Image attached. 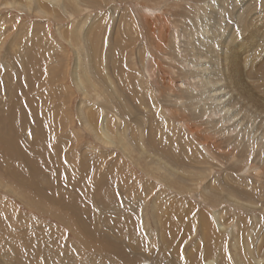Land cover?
<instances>
[{
    "label": "rangeland",
    "instance_id": "obj_1",
    "mask_svg": "<svg viewBox=\"0 0 264 264\" xmlns=\"http://www.w3.org/2000/svg\"><path fill=\"white\" fill-rule=\"evenodd\" d=\"M10 115L0 264H264V0H0Z\"/></svg>",
    "mask_w": 264,
    "mask_h": 264
},
{
    "label": "bare ground",
    "instance_id": "obj_2",
    "mask_svg": "<svg viewBox=\"0 0 264 264\" xmlns=\"http://www.w3.org/2000/svg\"><path fill=\"white\" fill-rule=\"evenodd\" d=\"M263 33V32H262ZM262 40V39H261ZM263 44V43H262ZM263 66V65H262ZM253 73V72H252ZM237 78V77H236ZM217 92V91H216ZM219 93H220V91H218ZM219 96H220V94H218ZM219 99V98H218ZM217 99V100H218ZM218 101H221V100H218ZM30 103V102H29ZM16 104H17V101H16ZM12 105V104H11ZM32 105H34V104H31V106ZM12 109V108H11ZM14 109V108H13ZM10 110L11 112H13L14 110ZM38 110V109H37ZM15 111H17L16 109H15ZM21 111V110H20ZM33 111H36V109L35 110H33ZM19 112V111H18ZM22 112V111H21ZM15 113V112H14ZM89 113V112H88ZM92 114V113H91ZM27 115V114H26ZM13 116L14 115H10V119H8V122H9V120H12L13 122L12 123H15V124H18L17 123V119H16V116L13 118ZM92 116V118L91 119H94L95 121H97L95 118H94V115H91ZM26 117V116H25ZM25 117H23V119L22 120H24L25 119ZM95 117H96V115H95ZM93 121V120H92ZM2 122L4 123H1L0 122V125H1V128H2V130H3V132H5V134H2V136L0 137V151H1V153H2V155H4L6 158H8V159H15V160H21V159H23V158H25V156H26V151H24L23 152V154H18V153H16L15 151H14V146H22V140H21V138L20 137H18V136H10L11 138H9V139H7V135H6V127H5V125H7V126H9L10 124H11V122H9V123H7V122H5L4 120H2ZM18 122H19V120H18ZM21 122V121H20ZM86 122V121H85ZM229 122H232V119L231 120H229ZM229 122H226V124H228ZM91 123V122H90ZM95 123V122H94ZM23 124V123H22ZM25 124V123H24ZM14 125V124H13ZM90 125V124H89ZM93 125H95V124H93ZM91 127V126H90ZM20 128V127H19ZM92 128L95 130V132L97 131V129L95 128V126H92ZM19 132V131H18ZM102 132L104 133L105 132V129H104V127H103V130H102ZM98 134V133H97ZM18 135V134H17ZM98 136V135H97ZM105 133H104V136L102 135V138L100 137V139H104L105 140ZM44 142H45V140H43ZM41 142V141H40ZM39 142V143H40ZM42 143V142H41ZM46 143V142H45ZM46 146V145H45ZM44 153V152H43ZM47 157H49L48 158V161H51L52 162V156L49 154ZM26 160V159H25ZM36 163H38V161L37 160H34V164H36ZM47 164H49V163H45V162H43L41 165H42V168H43V166H45V165H47ZM33 165V164H32ZM51 165V164H50ZM34 167H35V165H34ZM49 167V166H48ZM51 167V166H50ZM13 171V170H12ZM14 172V171H13ZM17 172V171H16ZM33 172H34V170H33ZM9 173H11V172H9ZM11 174H13V173H11ZM18 184V183H17ZM19 185V184H18ZM38 193V192H37ZM70 209V208H69ZM76 218H78V216L77 217H74V219H76ZM65 220H66V218H65ZM77 220V219H76ZM68 221V220H67ZM78 221V220H77ZM71 222H75V221H71ZM65 223H66V221H65ZM68 223V222H67ZM72 224H74V223H72ZM78 224H79V222H78ZM77 225V224H76ZM70 226V225H69ZM78 226V225H77ZM81 226V225H80ZM79 228V227H78ZM81 228V227H80ZM80 230V229H79ZM83 232H86L85 230H83ZM212 233H210V231L208 230V232H207V234H206V237H210V235H211ZM81 235H83L82 233H81ZM95 236H96V233L94 234ZM86 236H89L91 239H93L92 237H93V235H91L89 232L87 233V235H86V233L82 236L87 242L89 241H91L90 240V238H87ZM94 240V239H93ZM92 240V241H93ZM85 242V241H84ZM94 242V241H93ZM96 242V241H95ZM97 243V242H96ZM109 243V242H108ZM110 244V243H109ZM85 245H87V244H85ZM112 247H114L113 246V244H112ZM101 248H103V250H105V252H108V253H110V252H113V248H111L110 246H104L103 245V247H101ZM95 249V248H94ZM102 250V251H103ZM112 254V253H111ZM115 256H119V255H116L115 254ZM143 264V263H142ZM211 264H213V263H211Z\"/></svg>",
    "mask_w": 264,
    "mask_h": 264
},
{
    "label": "water",
    "instance_id": "obj_3",
    "mask_svg": "<svg viewBox=\"0 0 264 264\" xmlns=\"http://www.w3.org/2000/svg\"><path fill=\"white\" fill-rule=\"evenodd\" d=\"M144 264H148V262H145Z\"/></svg>",
    "mask_w": 264,
    "mask_h": 264
}]
</instances>
